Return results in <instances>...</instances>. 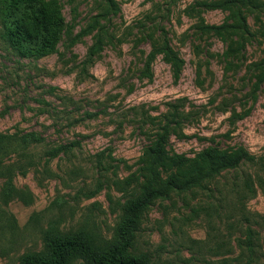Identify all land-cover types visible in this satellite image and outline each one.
I'll return each instance as SVG.
<instances>
[{
  "label": "rangeland",
  "instance_id": "374dc122",
  "mask_svg": "<svg viewBox=\"0 0 264 264\" xmlns=\"http://www.w3.org/2000/svg\"><path fill=\"white\" fill-rule=\"evenodd\" d=\"M45 1L63 19L51 53L21 58L0 40V134L36 132L48 145L31 151L35 167L15 170L19 193L8 202L0 178V264L42 251L52 221L111 240L135 193L124 180L166 126L171 155L242 147L264 156V0L241 8L247 33L223 35L205 28L233 22V10L197 3L224 0ZM164 40L179 62L159 52ZM263 163L156 201L132 254L154 264H246L241 242L251 228L264 264Z\"/></svg>",
  "mask_w": 264,
  "mask_h": 264
},
{
  "label": "trees",
  "instance_id": "16d2710c",
  "mask_svg": "<svg viewBox=\"0 0 264 264\" xmlns=\"http://www.w3.org/2000/svg\"><path fill=\"white\" fill-rule=\"evenodd\" d=\"M197 5L233 10V22L205 28L223 35L230 31L247 33L248 24L241 8H260L263 3L258 0H224ZM62 24V15L53 1L5 0L0 10V40L21 58L43 56L51 53L59 42ZM160 51L168 60L177 59L167 41ZM168 136L166 126L145 149L138 169L124 180V184L133 187L135 193L122 204L120 221L111 240H103L84 227L65 232L52 221L43 234L44 249L24 254L19 264H75L77 261L84 264H154L147 254L135 255L131 250L145 212L156 201L169 199L173 194L206 189L209 182L223 173L236 171L246 163L264 162V156L256 158L242 147L232 152L207 148L192 158L171 155L166 147ZM78 145V142H72L49 147L44 158H55ZM46 146L45 138L36 132L0 134V178L5 179L2 196L6 202L19 193L14 186L15 170L24 173L35 167L38 161L34 160L31 151ZM9 159L14 162L6 165ZM245 187L253 192L251 180H246ZM99 189L100 186L97 191ZM22 198L25 199L23 194ZM256 235L257 232L247 228L241 242L246 264L258 262Z\"/></svg>",
  "mask_w": 264,
  "mask_h": 264
}]
</instances>
